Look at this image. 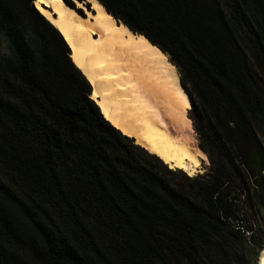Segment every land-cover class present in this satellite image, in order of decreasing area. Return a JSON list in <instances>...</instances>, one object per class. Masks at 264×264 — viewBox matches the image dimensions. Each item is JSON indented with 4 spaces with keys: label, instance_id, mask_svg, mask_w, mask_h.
Returning <instances> with one entry per match:
<instances>
[{
    "label": "trees",
    "instance_id": "trees-1",
    "mask_svg": "<svg viewBox=\"0 0 264 264\" xmlns=\"http://www.w3.org/2000/svg\"><path fill=\"white\" fill-rule=\"evenodd\" d=\"M97 1L176 68L210 167L122 134L34 0H0V264H255L264 228H240L264 211V0Z\"/></svg>",
    "mask_w": 264,
    "mask_h": 264
},
{
    "label": "bare ground",
    "instance_id": "bare-ground-1",
    "mask_svg": "<svg viewBox=\"0 0 264 264\" xmlns=\"http://www.w3.org/2000/svg\"><path fill=\"white\" fill-rule=\"evenodd\" d=\"M87 1L89 9L78 0H34V7L63 36L104 118L169 168L193 175L208 158L189 139L190 101L176 68L97 0Z\"/></svg>",
    "mask_w": 264,
    "mask_h": 264
},
{
    "label": "rangeland",
    "instance_id": "rangeland-1",
    "mask_svg": "<svg viewBox=\"0 0 264 264\" xmlns=\"http://www.w3.org/2000/svg\"><path fill=\"white\" fill-rule=\"evenodd\" d=\"M15 2V0H10V2ZM83 4L85 5V7L87 9L90 8V5H86V3H88V1L86 0H83L82 1ZM77 11H79L81 13V11H83L82 9H77ZM28 26L29 24L26 26V28H23V26L20 24L18 27H17V30L16 32H18L19 34H23V35H28ZM32 32V30H30ZM33 33V32H32ZM11 35H9V33H6L5 31H3L2 29H0V61L3 60V58H5L6 56H8L9 54V46H10V41H11ZM185 90V89H184ZM186 91V90H185ZM187 93V91H186ZM188 95V93H187ZM188 99L190 101V98H189V95H188ZM186 115L189 117L190 119V126H189V130L187 133L189 135V139L191 141V143L198 147L200 150H202L206 157L208 158L206 152L203 150V148L201 147V142H200V139H199V134L197 133L196 129H195V122L194 120L191 118L193 116V110H192V105H191V101H190V108L187 110V113ZM133 138V137H131ZM134 142H135V138H133ZM201 164L199 166V168L197 169L198 171L194 172L193 175L191 176H195L196 174H200L202 172H204L205 170H207L209 167H210V161H209V158L206 162V160L204 159H201ZM167 165V164H166ZM168 166V165H167ZM169 167V166H168ZM183 172V171H182ZM185 173V172H184ZM187 174V173H186ZM257 216L253 217L254 219L252 220V228H247V229H250L252 231V233L254 234V232L257 231L258 227L259 228H264V211H261V213H257L256 214ZM246 228V227H245ZM251 233V235H252ZM259 253L260 251L258 252L257 254V258H256V262L255 264H257V260H258V256H259Z\"/></svg>",
    "mask_w": 264,
    "mask_h": 264
},
{
    "label": "built area",
    "instance_id": "built-area-1",
    "mask_svg": "<svg viewBox=\"0 0 264 264\" xmlns=\"http://www.w3.org/2000/svg\"><path fill=\"white\" fill-rule=\"evenodd\" d=\"M241 232L244 234V237L250 239L252 231L250 229L241 227Z\"/></svg>",
    "mask_w": 264,
    "mask_h": 264
},
{
    "label": "water",
    "instance_id": "water-1",
    "mask_svg": "<svg viewBox=\"0 0 264 264\" xmlns=\"http://www.w3.org/2000/svg\"><path fill=\"white\" fill-rule=\"evenodd\" d=\"M71 1H73V0H71ZM78 1L82 2L83 0H78ZM262 261H264V249H263V251H262V253H261L260 257H259V260H258L257 264H261Z\"/></svg>",
    "mask_w": 264,
    "mask_h": 264
},
{
    "label": "snow or ice",
    "instance_id": "snow-or-ice-1",
    "mask_svg": "<svg viewBox=\"0 0 264 264\" xmlns=\"http://www.w3.org/2000/svg\"><path fill=\"white\" fill-rule=\"evenodd\" d=\"M93 6H95V5H93ZM261 264H264V261H262Z\"/></svg>",
    "mask_w": 264,
    "mask_h": 264
}]
</instances>
